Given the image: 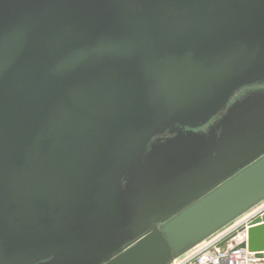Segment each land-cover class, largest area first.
<instances>
[{"label": "water", "instance_id": "water-1", "mask_svg": "<svg viewBox=\"0 0 264 264\" xmlns=\"http://www.w3.org/2000/svg\"><path fill=\"white\" fill-rule=\"evenodd\" d=\"M262 82L264 0H0V264H170L246 215ZM228 246L264 264V209Z\"/></svg>", "mask_w": 264, "mask_h": 264}, {"label": "built area", "instance_id": "built-area-1", "mask_svg": "<svg viewBox=\"0 0 264 264\" xmlns=\"http://www.w3.org/2000/svg\"><path fill=\"white\" fill-rule=\"evenodd\" d=\"M264 209V202L253 208L246 215L239 217L215 235L209 237L192 250L174 259L170 264H263L262 261L245 249H233L231 246L223 253H218L215 245L226 235L245 223L249 218ZM240 241L245 239L239 236ZM236 241V242H240Z\"/></svg>", "mask_w": 264, "mask_h": 264}, {"label": "flooded vegetation", "instance_id": "flooded-vegetation-1", "mask_svg": "<svg viewBox=\"0 0 264 264\" xmlns=\"http://www.w3.org/2000/svg\"><path fill=\"white\" fill-rule=\"evenodd\" d=\"M257 91H264V82L259 83V84H253V85L241 88L239 91L236 92V94L230 100V102L228 103V106L231 105L234 102L239 101L244 96H246V95H248L250 93H253V92H257ZM222 115H223V113L221 115L217 116V117H213L212 119H210L207 125L202 126V127H198L196 129H192V130L187 129V128H182L180 126H175L174 128L164 132L162 135L153 138L150 141L149 145H147L146 153H148L150 145H154V144L159 143V142H164L167 139H171V138L175 137L178 134L179 131L186 132V131L190 130V131H193V132H199V131L205 132V131L208 130V127L211 124H213V122L217 121ZM171 131H174V132L171 133Z\"/></svg>", "mask_w": 264, "mask_h": 264}, {"label": "crops", "instance_id": "crops-1", "mask_svg": "<svg viewBox=\"0 0 264 264\" xmlns=\"http://www.w3.org/2000/svg\"><path fill=\"white\" fill-rule=\"evenodd\" d=\"M240 239H241V238H239V239H238V240H236V241H240ZM229 247H230V246H228V248H229Z\"/></svg>", "mask_w": 264, "mask_h": 264}]
</instances>
